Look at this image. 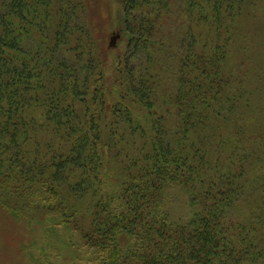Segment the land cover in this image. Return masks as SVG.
Returning a JSON list of instances; mask_svg holds the SVG:
<instances>
[{
	"label": "trees",
	"instance_id": "16d2710c",
	"mask_svg": "<svg viewBox=\"0 0 264 264\" xmlns=\"http://www.w3.org/2000/svg\"><path fill=\"white\" fill-rule=\"evenodd\" d=\"M121 1L127 54L111 64L101 0H0L1 206L66 231L77 264H264V201L255 223L233 217L264 190V137L247 125L264 110L263 59L250 46L253 78L234 52L264 0H186L200 12L177 44L174 112L158 56L172 0Z\"/></svg>",
	"mask_w": 264,
	"mask_h": 264
},
{
	"label": "rangeland",
	"instance_id": "374dc122",
	"mask_svg": "<svg viewBox=\"0 0 264 264\" xmlns=\"http://www.w3.org/2000/svg\"><path fill=\"white\" fill-rule=\"evenodd\" d=\"M101 1L102 3L99 5V8H101V20L98 23L97 32H101L103 36L101 45L107 49H111L110 61L112 64V61L114 62L118 58V54L122 51L123 55L127 54L125 51L127 41L124 38L125 24L123 19V5L121 0ZM169 6L171 12L168 16L169 20L162 26L163 50L162 53H158V56L164 62L162 75L159 80L162 93H159V96H161L160 102L167 101V108L174 112L171 102H168L165 96L172 97L176 88V75L178 74L177 44L180 39L185 37V34L190 36L191 33L194 34L196 32L193 25L195 21L197 22L195 16L198 15L200 9L198 8L196 10L193 7H189L186 0H172ZM262 11L264 12V6ZM192 29L195 32H192ZM114 33H120L121 38L118 40L115 48H110V40ZM247 44L248 49H246ZM247 44L234 47V52L237 53V56L246 54L245 56H247L252 66L251 71L253 73L251 76L253 78H255L253 67H255L256 63L254 60H251L253 59L251 54L258 56L256 53H260L259 55L263 59V66L258 65V70L259 75H264V23H258L256 25L255 22L252 38L250 37ZM250 46L256 47V53ZM139 56L138 58L141 59L145 56V53H140ZM253 78L249 77L247 89L251 86L250 82L254 83ZM260 83L261 80H259L258 84ZM262 83L260 87L264 88V81ZM262 92H264V89ZM262 98L264 101V97ZM259 118V124L256 127L251 126L253 122L247 124L248 130L253 133L252 136L254 137L256 135L264 137V110ZM3 191H5V187L0 189V196ZM2 196L5 197V193H2ZM263 201L264 190L260 189L257 193L253 194L252 190H250L247 198L234 209L233 217L242 222L255 223L256 221L254 219L258 217L259 212H262V208H258L262 206ZM1 205L0 203V264H77L75 259L76 255L71 256L69 259L65 253L64 237L66 231L62 229L60 232L61 235H55L53 238L47 232L49 231L47 229L48 222L45 221L43 214H33L30 217L33 220L27 225L23 222L16 221ZM191 213L192 209L188 204L187 196L177 194V199L172 209L173 217L178 220H185L192 216ZM70 238L73 239L72 236Z\"/></svg>",
	"mask_w": 264,
	"mask_h": 264
},
{
	"label": "water",
	"instance_id": "95a60500",
	"mask_svg": "<svg viewBox=\"0 0 264 264\" xmlns=\"http://www.w3.org/2000/svg\"><path fill=\"white\" fill-rule=\"evenodd\" d=\"M121 38L120 33H114L111 37L109 47L115 48L117 46L118 40Z\"/></svg>",
	"mask_w": 264,
	"mask_h": 264
}]
</instances>
